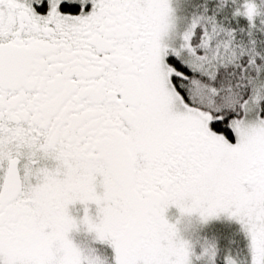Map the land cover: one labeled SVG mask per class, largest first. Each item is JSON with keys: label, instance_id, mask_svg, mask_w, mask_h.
I'll return each instance as SVG.
<instances>
[{"label": "snow or ice", "instance_id": "1", "mask_svg": "<svg viewBox=\"0 0 264 264\" xmlns=\"http://www.w3.org/2000/svg\"><path fill=\"white\" fill-rule=\"evenodd\" d=\"M0 264H264V0H0Z\"/></svg>", "mask_w": 264, "mask_h": 264}, {"label": "rangeland", "instance_id": "2", "mask_svg": "<svg viewBox=\"0 0 264 264\" xmlns=\"http://www.w3.org/2000/svg\"><path fill=\"white\" fill-rule=\"evenodd\" d=\"M176 212H177V210L175 208L170 209V213L174 214ZM170 219H174V216L173 215H170Z\"/></svg>", "mask_w": 264, "mask_h": 264}]
</instances>
